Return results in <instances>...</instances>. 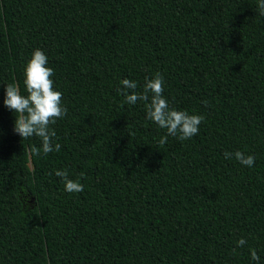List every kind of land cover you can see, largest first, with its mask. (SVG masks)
<instances>
[{
	"label": "trees",
	"instance_id": "16d2710c",
	"mask_svg": "<svg viewBox=\"0 0 264 264\" xmlns=\"http://www.w3.org/2000/svg\"><path fill=\"white\" fill-rule=\"evenodd\" d=\"M36 49L67 109L47 155L4 105ZM156 73L170 107L205 117L197 135L160 145L145 103H125L122 80L143 92ZM251 249L264 264L258 0H0V264H257Z\"/></svg>",
	"mask_w": 264,
	"mask_h": 264
},
{
	"label": "clouds",
	"instance_id": "9594fccd",
	"mask_svg": "<svg viewBox=\"0 0 264 264\" xmlns=\"http://www.w3.org/2000/svg\"><path fill=\"white\" fill-rule=\"evenodd\" d=\"M258 12L264 16V0H258ZM48 57L41 49H36L24 71V85L26 94H21L18 85L10 83L6 85L4 105L15 114L14 132L22 140L33 136L39 137L42 149L33 148L32 154L39 155L41 150L44 155L53 151H59L61 145L53 143L56 136L51 128L57 120L67 115V109L63 106V93L55 89L54 69L48 67ZM164 77L156 73L152 78H145L143 92H138L135 81L124 79L121 81V94L125 96V103L135 105L138 101L144 102L147 119L155 123L159 128L165 129L166 134L159 140L160 145L168 141V137H176L185 141L199 132V126L205 121V117L199 114H190L186 110H178L170 107L168 99L164 96ZM131 90V91H129ZM225 159L233 157L242 165L249 168L255 164L253 155L244 152H225ZM55 175L63 180L65 191L68 193H80L84 186L80 180L70 178L67 170L56 169ZM247 240L241 238L237 241L238 247H243ZM251 258L260 260L255 249L250 250Z\"/></svg>",
	"mask_w": 264,
	"mask_h": 264
}]
</instances>
